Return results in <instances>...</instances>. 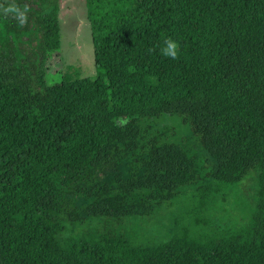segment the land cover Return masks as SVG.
Segmentation results:
<instances>
[{
    "label": "trees",
    "instance_id": "trees-1",
    "mask_svg": "<svg viewBox=\"0 0 264 264\" xmlns=\"http://www.w3.org/2000/svg\"><path fill=\"white\" fill-rule=\"evenodd\" d=\"M85 2L97 77L49 87L59 0H0V264H264V0Z\"/></svg>",
    "mask_w": 264,
    "mask_h": 264
},
{
    "label": "rangeland",
    "instance_id": "rangeland-1",
    "mask_svg": "<svg viewBox=\"0 0 264 264\" xmlns=\"http://www.w3.org/2000/svg\"><path fill=\"white\" fill-rule=\"evenodd\" d=\"M60 2V29L61 46L58 57L53 58L49 63V72L46 75V83L49 87L60 84L62 75L71 69L70 75L79 79L95 80L97 77L94 48L92 44L91 27L87 20V8L85 0H59ZM152 124L154 130H160L165 126L175 128L179 135L191 132L183 125L179 117H162L158 120L147 122ZM196 151L201 161L208 160L211 167L215 166V161L210 156L196 147ZM124 178H128V166L124 164L121 168ZM85 204L83 201L79 205ZM166 219V218H164ZM167 220V219H166ZM165 221V220H164ZM155 223L144 224L138 222L129 229L134 238L143 240L145 228L152 230Z\"/></svg>",
    "mask_w": 264,
    "mask_h": 264
},
{
    "label": "clouds",
    "instance_id": "clouds-1",
    "mask_svg": "<svg viewBox=\"0 0 264 264\" xmlns=\"http://www.w3.org/2000/svg\"><path fill=\"white\" fill-rule=\"evenodd\" d=\"M28 6L11 5L3 9L5 14H12L18 21V26L22 27L28 20ZM160 54L169 59H176L179 52V43L172 38H167L163 41L162 47L159 49Z\"/></svg>",
    "mask_w": 264,
    "mask_h": 264
}]
</instances>
